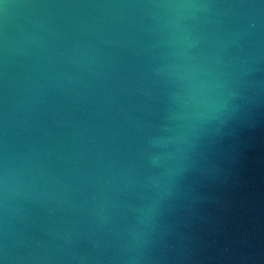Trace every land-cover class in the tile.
Returning <instances> with one entry per match:
<instances>
[{
    "label": "water",
    "instance_id": "water-1",
    "mask_svg": "<svg viewBox=\"0 0 264 264\" xmlns=\"http://www.w3.org/2000/svg\"><path fill=\"white\" fill-rule=\"evenodd\" d=\"M0 264H264V0H0Z\"/></svg>",
    "mask_w": 264,
    "mask_h": 264
}]
</instances>
